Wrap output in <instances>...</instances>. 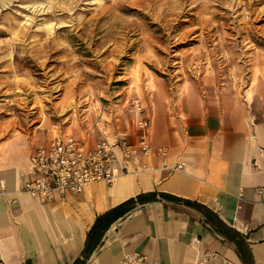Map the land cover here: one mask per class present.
<instances>
[{
  "label": "crops",
  "instance_id": "1",
  "mask_svg": "<svg viewBox=\"0 0 264 264\" xmlns=\"http://www.w3.org/2000/svg\"><path fill=\"white\" fill-rule=\"evenodd\" d=\"M140 105L131 132L111 141L137 145L146 117L147 155L78 195L42 202L21 193L31 155L0 145V264H119L131 252L159 264H264V171L251 165L264 106L208 77L173 92L159 86L149 109Z\"/></svg>",
  "mask_w": 264,
  "mask_h": 264
},
{
  "label": "rangeland",
  "instance_id": "2",
  "mask_svg": "<svg viewBox=\"0 0 264 264\" xmlns=\"http://www.w3.org/2000/svg\"><path fill=\"white\" fill-rule=\"evenodd\" d=\"M203 77L264 106V0H0V145L21 155L126 136L136 101Z\"/></svg>",
  "mask_w": 264,
  "mask_h": 264
},
{
  "label": "built area",
  "instance_id": "3",
  "mask_svg": "<svg viewBox=\"0 0 264 264\" xmlns=\"http://www.w3.org/2000/svg\"><path fill=\"white\" fill-rule=\"evenodd\" d=\"M134 106L140 113L138 101ZM137 128L140 132L137 145H130L124 140L100 138L90 146L84 140L72 136L49 140L31 154L21 175L20 192L34 200L48 202L67 195L81 194L93 183L113 184L118 177L126 175L132 158L148 153V118H141ZM251 165L257 171H264V143ZM207 259L204 256L198 264H206ZM119 264L159 262L149 259L145 254L131 252L126 253Z\"/></svg>",
  "mask_w": 264,
  "mask_h": 264
},
{
  "label": "trees",
  "instance_id": "4",
  "mask_svg": "<svg viewBox=\"0 0 264 264\" xmlns=\"http://www.w3.org/2000/svg\"><path fill=\"white\" fill-rule=\"evenodd\" d=\"M109 216H110L109 214H106V215H103L97 218L93 227L91 228V230L89 231L87 235V245L88 246L90 242L96 241L101 235L102 231H104V229L107 227V225L109 224ZM75 264H79V263L76 262Z\"/></svg>",
  "mask_w": 264,
  "mask_h": 264
}]
</instances>
